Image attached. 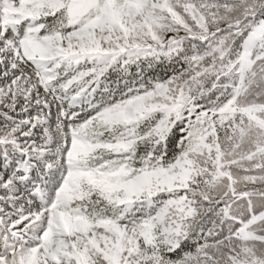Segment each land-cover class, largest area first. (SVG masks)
I'll use <instances>...</instances> for the list:
<instances>
[{
    "label": "snow or ice",
    "instance_id": "snow-or-ice-1",
    "mask_svg": "<svg viewBox=\"0 0 264 264\" xmlns=\"http://www.w3.org/2000/svg\"><path fill=\"white\" fill-rule=\"evenodd\" d=\"M0 264H264V0H0Z\"/></svg>",
    "mask_w": 264,
    "mask_h": 264
}]
</instances>
